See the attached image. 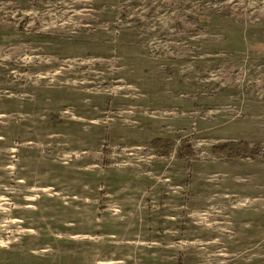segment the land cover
I'll return each mask as SVG.
<instances>
[{
	"label": "rangeland",
	"instance_id": "374dc122",
	"mask_svg": "<svg viewBox=\"0 0 264 264\" xmlns=\"http://www.w3.org/2000/svg\"><path fill=\"white\" fill-rule=\"evenodd\" d=\"M264 0H0V264H264Z\"/></svg>",
	"mask_w": 264,
	"mask_h": 264
},
{
	"label": "trees",
	"instance_id": "16d2710c",
	"mask_svg": "<svg viewBox=\"0 0 264 264\" xmlns=\"http://www.w3.org/2000/svg\"><path fill=\"white\" fill-rule=\"evenodd\" d=\"M213 151L216 153H222L224 155L234 156V157H264V146H252L250 147L245 142L240 143H225L222 145H217L212 147Z\"/></svg>",
	"mask_w": 264,
	"mask_h": 264
}]
</instances>
